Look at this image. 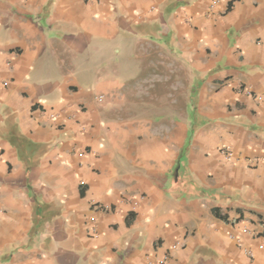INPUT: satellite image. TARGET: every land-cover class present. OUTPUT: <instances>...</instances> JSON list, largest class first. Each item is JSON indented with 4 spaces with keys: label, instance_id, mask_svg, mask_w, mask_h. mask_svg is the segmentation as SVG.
<instances>
[{
    "label": "crops",
    "instance_id": "obj_1",
    "mask_svg": "<svg viewBox=\"0 0 264 264\" xmlns=\"http://www.w3.org/2000/svg\"><path fill=\"white\" fill-rule=\"evenodd\" d=\"M165 257L264 264V0H0V264Z\"/></svg>",
    "mask_w": 264,
    "mask_h": 264
},
{
    "label": "rangeland",
    "instance_id": "obj_2",
    "mask_svg": "<svg viewBox=\"0 0 264 264\" xmlns=\"http://www.w3.org/2000/svg\"><path fill=\"white\" fill-rule=\"evenodd\" d=\"M160 97L169 96L171 98L173 95L172 93H175L173 90L164 89L166 86H169L171 84V79H168L167 73L171 72V65L167 66L166 62H162L163 60H166L162 56H160ZM181 89L180 91H177L179 100L181 102H185L190 94V88L188 87V79L185 77V75H181ZM185 105V104H184ZM182 106L181 108L184 109L186 106Z\"/></svg>",
    "mask_w": 264,
    "mask_h": 264
},
{
    "label": "built area",
    "instance_id": "obj_3",
    "mask_svg": "<svg viewBox=\"0 0 264 264\" xmlns=\"http://www.w3.org/2000/svg\"><path fill=\"white\" fill-rule=\"evenodd\" d=\"M228 152H230V151H228ZM166 261H167V257L162 259L161 264H166Z\"/></svg>",
    "mask_w": 264,
    "mask_h": 264
}]
</instances>
